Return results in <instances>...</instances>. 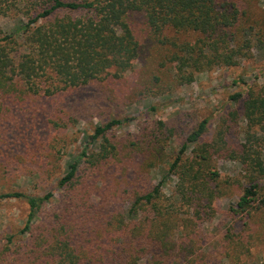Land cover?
Listing matches in <instances>:
<instances>
[{
	"label": "trees",
	"instance_id": "1",
	"mask_svg": "<svg viewBox=\"0 0 264 264\" xmlns=\"http://www.w3.org/2000/svg\"><path fill=\"white\" fill-rule=\"evenodd\" d=\"M21 1L0 0V16ZM34 2L35 17L25 25L21 42L0 29V145L7 156L0 163V185H9L20 171L28 176L50 173V155L36 156L32 139L26 156L17 153L23 144L17 114H39L40 93L52 96L103 77L121 78L152 37H161L182 84L214 66H238L250 48V19L235 0ZM142 84L154 90L165 86L156 74ZM261 92H247L242 103V93L231 97L242 105L249 128L264 124ZM124 121L112 119L96 127L90 140L98 143L97 151L84 149L44 196L8 187L0 194V200L22 199L28 209L21 228L0 232V264H207L201 224L220 193L212 160L228 150L221 133L211 142L204 140L208 122L203 120L186 138L179 131V139L176 124L158 121L116 137L111 131ZM2 125L15 130L3 137ZM175 137L180 151L169 160L164 176L176 180L173 199L163 193L164 179L154 184L149 171L168 161L163 149ZM188 144L193 151L184 158ZM235 154L248 184L229 210L234 221L220 247L231 264H248L253 250L264 248V164L247 151Z\"/></svg>",
	"mask_w": 264,
	"mask_h": 264
},
{
	"label": "rangeland",
	"instance_id": "2",
	"mask_svg": "<svg viewBox=\"0 0 264 264\" xmlns=\"http://www.w3.org/2000/svg\"><path fill=\"white\" fill-rule=\"evenodd\" d=\"M235 1L238 10L245 12L244 16L249 17L251 23L247 32L250 41L247 58L240 61L238 66H214L196 73L190 83L182 84L174 58L161 47V37L156 40L152 37L153 40L148 41L149 47L143 50L132 69L121 78L103 77L97 82L67 88L52 96L40 93L43 99L39 102V114L33 112L34 117L17 114L20 130H23L19 138L23 144L17 153L18 156H26L28 142L32 139L36 156L50 155V173L28 176L20 171L12 176L9 185H0V194L5 193L7 187L30 197L47 194L56 187L67 165L75 161L84 149L87 153L97 151L98 143L92 142L90 136L96 127L112 119L125 120L111 131L119 138L136 134L138 125L153 127L158 121L173 122L178 130L176 136L182 131L186 138L199 122L206 120L208 125L203 139L211 142L214 136L221 133L228 150L212 160V168L219 175L220 193L209 207L207 220L201 224L202 246L208 255L207 264H231L221 251L220 240L234 221L229 210L237 203L249 177L235 153L247 151L254 160L264 164V124L249 128L243 118L242 105L231 99L232 95L242 93L239 100L242 103L247 92L262 93L264 90V0ZM34 3V0H23L18 8H12L6 15L0 16V29L6 35H15L21 42L25 25L35 17L32 13ZM38 24L40 22L30 26ZM163 35L169 37L171 32L164 31ZM182 40L191 42L193 38L184 37ZM147 74H156L165 82V86L158 90L145 87L142 83ZM234 81L237 84H232ZM140 89L144 92L134 96L133 91ZM2 126L3 137L15 130L12 125ZM177 137L167 141L163 149L168 161L149 171L154 184L164 179L163 193L173 199L176 180L164 176L169 160L180 151L181 143ZM193 146L188 144L184 158L190 157ZM0 150L1 163L7 156L2 145ZM56 201L57 194L53 198V202ZM27 210L22 199L0 200V232L21 228ZM255 249L247 259L248 264H264V248Z\"/></svg>",
	"mask_w": 264,
	"mask_h": 264
}]
</instances>
